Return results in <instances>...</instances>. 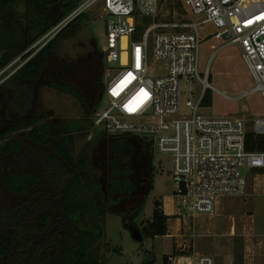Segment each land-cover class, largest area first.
<instances>
[{
    "label": "trees",
    "instance_id": "16d2710c",
    "mask_svg": "<svg viewBox=\"0 0 264 264\" xmlns=\"http://www.w3.org/2000/svg\"><path fill=\"white\" fill-rule=\"evenodd\" d=\"M81 1L0 0V73L23 55L22 64L0 82V141L9 139L0 145V264H107L100 243L105 238L108 211H143L154 188L150 142L125 134L135 142L125 138L113 144L117 153L137 152L138 164L125 165L114 157L105 184L90 155L92 144L75 157L70 143L78 130L97 132L96 139L108 133L94 128L93 117L67 124L54 122L36 109L43 86L72 93L87 115H94L102 102L106 70L102 50L93 59L89 75L90 81L97 79L100 91L96 94H86L70 79L68 65L52 67L59 44L77 33L86 13L45 44L33 47ZM202 104H212L210 89ZM247 142L251 151L264 150V135L251 131ZM139 194L138 206L130 211L118 209L124 199ZM161 205L159 200L154 202L152 217L141 229L144 237L168 233L170 216ZM164 264H169L168 256Z\"/></svg>",
    "mask_w": 264,
    "mask_h": 264
},
{
    "label": "built area",
    "instance_id": "2783aa9c",
    "mask_svg": "<svg viewBox=\"0 0 264 264\" xmlns=\"http://www.w3.org/2000/svg\"><path fill=\"white\" fill-rule=\"evenodd\" d=\"M180 3L178 8L176 0H82L33 47L101 6L105 91L94 128L153 141L159 152L170 154L174 200L186 216L195 217L214 214L224 197L245 194L254 171L264 178V150L251 151L247 142L251 131L264 135V113L250 129L243 118L200 111L207 88H215L200 69V45L209 37L240 47L254 83L241 96L255 91L264 96V19H258L264 17V0ZM197 78L202 96L197 102L183 100L182 81ZM177 257L169 264H216L214 257L198 252Z\"/></svg>",
    "mask_w": 264,
    "mask_h": 264
},
{
    "label": "rangeland",
    "instance_id": "374dc122",
    "mask_svg": "<svg viewBox=\"0 0 264 264\" xmlns=\"http://www.w3.org/2000/svg\"><path fill=\"white\" fill-rule=\"evenodd\" d=\"M171 1L168 0V3ZM176 2L180 8V0ZM80 27L77 33L59 44L52 67L62 68V64L68 65L70 79L80 85L86 94H96L100 91L96 86L97 79L90 81L89 75L92 73L93 59L99 57L106 40V17L100 5L86 12V18L81 20ZM22 56L5 68V73L0 76V82L5 75L14 72L22 64ZM107 66L112 67L111 64ZM164 69L162 66L161 70ZM200 69L203 72L202 76L207 77L215 87L207 88L212 91V104H202L200 111L212 116L229 115L243 118L252 129L254 120L264 113V96L259 91L241 96L252 88L254 83L240 47L234 43L221 45L219 39L207 38L200 45ZM181 87L182 99L190 98L193 102L200 99L204 90L199 78L191 83L182 81ZM222 91H225L227 96L221 93ZM36 109L47 113L54 122L64 121L67 124L84 122L93 117V114H86L78 97L50 86L40 88ZM186 109L188 108H183ZM97 131L103 130L98 128ZM97 134L94 133L91 138L88 130H78L73 133L74 141L70 146L72 154L80 157L85 152L84 148L92 144L90 155L93 164L97 168L100 181L106 184L109 164L114 157L122 164H133L135 167L138 164V153H133L132 150L117 153L113 150L112 146L117 144L118 140L126 138L129 143L135 142L125 134L111 133L96 139ZM7 140L9 139L4 141ZM4 141H0V145ZM150 144L153 152L154 188L147 198L143 211L135 210L128 214L119 210L108 211L105 238L100 243V252L105 256L106 263L162 264L163 254L173 250V238L146 236L140 241L133 237L127 223L130 222L131 225H137L142 229L152 216L154 202L164 200L165 209L177 213L172 215L169 221L171 231H175L179 226L178 238L181 246L178 249L175 246V253L198 252L211 255L216 264H264V178L256 176L258 171H254L250 176L245 194L222 198L212 215L189 217L174 201L172 156L159 152L153 141H150ZM136 180H140L139 175ZM141 201L140 194L132 199H124L118 209L130 211ZM175 244L177 243L174 242ZM150 259L153 261L150 262Z\"/></svg>",
    "mask_w": 264,
    "mask_h": 264
},
{
    "label": "crops",
    "instance_id": "0c3cea01",
    "mask_svg": "<svg viewBox=\"0 0 264 264\" xmlns=\"http://www.w3.org/2000/svg\"><path fill=\"white\" fill-rule=\"evenodd\" d=\"M161 203H162V205H161V207H162V209L164 210V212L166 213V214H168L170 217H169V220H168V233L166 234V235H157V236H164V237H170V238H173V250L172 251H170L169 253H165V254H163V256H162V264H164V256H168L169 257V259L170 258H176L177 256H179V254L180 253H175V246H176V248L178 249L180 246H181V244H180V241H179V238H178V236H179V234H178V227L175 229V231H171L170 230V224H169V221H170V219H171V216L172 215H174V214H177V213H175V212H173V211H168V210H166L165 209V201L164 200H159ZM175 201V200H174ZM153 212V211H152ZM179 215H180V213H179ZM152 217V216H151ZM151 217L150 218H148V219H151ZM157 236H155V237H157ZM146 237V236H145ZM174 242H176L177 244H175L174 245ZM176 249V250H177ZM178 258V257H177ZM152 259V258H151ZM150 259V262H152L153 260H151Z\"/></svg>",
    "mask_w": 264,
    "mask_h": 264
},
{
    "label": "water",
    "instance_id": "95a60500",
    "mask_svg": "<svg viewBox=\"0 0 264 264\" xmlns=\"http://www.w3.org/2000/svg\"><path fill=\"white\" fill-rule=\"evenodd\" d=\"M129 228H130L134 238H136L137 240H140V241H142L144 239L143 233H142L141 228L139 226L130 225Z\"/></svg>",
    "mask_w": 264,
    "mask_h": 264
},
{
    "label": "snow or ice",
    "instance_id": "6c2138e0",
    "mask_svg": "<svg viewBox=\"0 0 264 264\" xmlns=\"http://www.w3.org/2000/svg\"><path fill=\"white\" fill-rule=\"evenodd\" d=\"M258 19H264V17H259Z\"/></svg>",
    "mask_w": 264,
    "mask_h": 264
}]
</instances>
